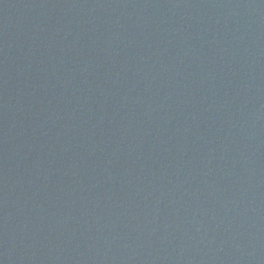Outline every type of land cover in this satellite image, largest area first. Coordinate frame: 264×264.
Wrapping results in <instances>:
<instances>
[{
    "label": "water",
    "instance_id": "1",
    "mask_svg": "<svg viewBox=\"0 0 264 264\" xmlns=\"http://www.w3.org/2000/svg\"><path fill=\"white\" fill-rule=\"evenodd\" d=\"M0 264H264V0H0Z\"/></svg>",
    "mask_w": 264,
    "mask_h": 264
}]
</instances>
